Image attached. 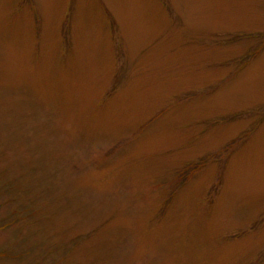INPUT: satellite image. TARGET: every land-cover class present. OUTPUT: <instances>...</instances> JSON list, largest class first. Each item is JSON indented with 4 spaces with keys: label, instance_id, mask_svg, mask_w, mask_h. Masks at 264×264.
Returning <instances> with one entry per match:
<instances>
[{
    "label": "rangeland",
    "instance_id": "rangeland-1",
    "mask_svg": "<svg viewBox=\"0 0 264 264\" xmlns=\"http://www.w3.org/2000/svg\"><path fill=\"white\" fill-rule=\"evenodd\" d=\"M0 264H264V0H0Z\"/></svg>",
    "mask_w": 264,
    "mask_h": 264
}]
</instances>
